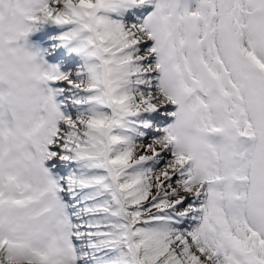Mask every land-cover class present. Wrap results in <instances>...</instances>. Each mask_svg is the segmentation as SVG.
I'll use <instances>...</instances> for the list:
<instances>
[{
    "label": "snow or ice",
    "instance_id": "6c2138e0",
    "mask_svg": "<svg viewBox=\"0 0 264 264\" xmlns=\"http://www.w3.org/2000/svg\"><path fill=\"white\" fill-rule=\"evenodd\" d=\"M0 264H264V0H0Z\"/></svg>",
    "mask_w": 264,
    "mask_h": 264
}]
</instances>
